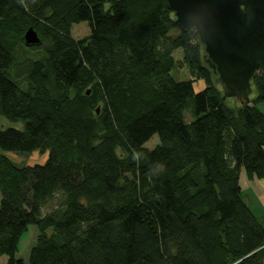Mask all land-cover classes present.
I'll return each instance as SVG.
<instances>
[{
    "label": "trees",
    "instance_id": "16d2710c",
    "mask_svg": "<svg viewBox=\"0 0 264 264\" xmlns=\"http://www.w3.org/2000/svg\"><path fill=\"white\" fill-rule=\"evenodd\" d=\"M29 26L40 44L25 45ZM203 52L166 0H0V116L22 122L0 127L4 264H264L239 183L264 177V71L232 104ZM33 150L43 163L7 154Z\"/></svg>",
    "mask_w": 264,
    "mask_h": 264
},
{
    "label": "water",
    "instance_id": "95a60500",
    "mask_svg": "<svg viewBox=\"0 0 264 264\" xmlns=\"http://www.w3.org/2000/svg\"><path fill=\"white\" fill-rule=\"evenodd\" d=\"M176 23L193 29L203 45V59L216 75L223 95L249 103L252 77L264 71V0H166ZM27 46L41 39L29 26Z\"/></svg>",
    "mask_w": 264,
    "mask_h": 264
},
{
    "label": "rangeland",
    "instance_id": "374dc122",
    "mask_svg": "<svg viewBox=\"0 0 264 264\" xmlns=\"http://www.w3.org/2000/svg\"><path fill=\"white\" fill-rule=\"evenodd\" d=\"M90 31V28L87 24L86 21H80L79 23H73L71 27V34L73 37L78 38V37H83L87 35ZM174 56L177 59L181 58V49H175L173 51ZM172 75L176 79H186L190 77V72L188 70V67L186 64L181 62L178 64L172 71ZM217 86L221 89L220 85L217 83ZM194 87L196 90H199L200 88L203 87L202 80H199L194 83ZM254 95V91L251 93V97ZM228 101L230 103H237L239 100L235 97H228ZM258 107L264 112V100L260 101L258 103ZM195 118V115L193 114L192 110V104H188L187 107L184 109V119L187 122H190ZM6 126H16L21 128L22 127V122H11L5 117L0 116V127H6ZM159 143V138L157 134H154L151 138H149L145 143L144 147L148 149H152L156 144ZM9 157L19 166L25 165V164H33V163H43L45 159L47 158V151L40 152L39 150H33L30 152H7ZM49 208L48 206L46 209ZM37 233L36 227H35V233L32 229V225H30L27 230H25L18 241V250L17 254L21 257L24 258L26 256L27 251L31 247V245L34 242L35 235Z\"/></svg>",
    "mask_w": 264,
    "mask_h": 264
},
{
    "label": "crops",
    "instance_id": "0c3cea01",
    "mask_svg": "<svg viewBox=\"0 0 264 264\" xmlns=\"http://www.w3.org/2000/svg\"><path fill=\"white\" fill-rule=\"evenodd\" d=\"M239 183L244 200L251 211L264 223V177L248 178L245 171L241 169L239 173ZM32 229L35 233L34 225H32ZM28 252L29 250L26 256H24L25 259L28 256ZM6 260V255H0V264H4Z\"/></svg>",
    "mask_w": 264,
    "mask_h": 264
}]
</instances>
